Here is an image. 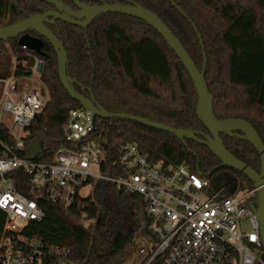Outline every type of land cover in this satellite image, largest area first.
I'll return each instance as SVG.
<instances>
[{"label":"trees","instance_id":"obj_1","mask_svg":"<svg viewBox=\"0 0 264 264\" xmlns=\"http://www.w3.org/2000/svg\"><path fill=\"white\" fill-rule=\"evenodd\" d=\"M58 1L75 7L73 0ZM130 2L155 13L199 71L207 62L205 79L216 118L248 122L264 144V0H103L109 5ZM50 10L38 0H0V28ZM50 30L64 45L75 90L97 106L109 113L208 134L197 115L198 95L188 71L153 27L109 13L97 16L85 29L57 21ZM43 52L45 57L23 50L18 39L0 41V55L11 53L14 58L13 67L0 73V78L30 76L36 60H43L40 80L49 99L28 129L26 153L28 159L51 162L58 149L67 145L64 128L70 110L82 105L62 86L57 54L49 42H44ZM91 138L104 149L111 166L120 148L133 143L166 169L187 163L193 173L210 182L212 195L219 198L253 189L246 176L223 166L204 145L145 125L97 117ZM221 139L235 158L261 171L252 145L226 135ZM37 140H42L40 152L31 150ZM86 187L90 195L78 194L69 209L42 204L44 218L30 222L23 236L47 248L69 251L71 264H143L139 249L149 236L143 199L106 182L91 181ZM260 252L264 262L263 248Z\"/></svg>","mask_w":264,"mask_h":264},{"label":"built area","instance_id":"obj_2","mask_svg":"<svg viewBox=\"0 0 264 264\" xmlns=\"http://www.w3.org/2000/svg\"><path fill=\"white\" fill-rule=\"evenodd\" d=\"M40 62L30 76L0 78V210L6 216L0 264H71L69 251L47 248L23 232L44 218L42 204L69 209L91 181L143 199L149 219V236L139 249L143 264H264L256 189L219 198L187 163L166 169L133 143L120 148L111 166L91 138L96 117L89 109L70 110L67 145L51 162L28 159V129L49 99L36 84ZM33 76L31 85L25 82Z\"/></svg>","mask_w":264,"mask_h":264},{"label":"water","instance_id":"obj_3","mask_svg":"<svg viewBox=\"0 0 264 264\" xmlns=\"http://www.w3.org/2000/svg\"><path fill=\"white\" fill-rule=\"evenodd\" d=\"M45 3L55 10L47 12L41 16L30 17L19 23L0 28V41H8L18 39V45L26 47L28 51L34 52L39 57H44L43 52L44 40L49 42L58 58V74L64 89L69 95L81 103L82 107L91 110L95 117L111 119L118 118L129 120L141 125H145L152 129H157L171 135H174L180 140H190L207 147L210 152L222 162L225 167H230L237 170L246 176L256 189L259 200L258 214L261 220V240L264 250V144L255 129L244 120H218L214 113V97L208 89L205 79L207 62L205 61L202 71H199L196 64L188 53L183 48L181 42L165 25V23L153 12L146 8L130 2L129 5H109L89 8L81 5L78 0H75L77 7L81 10L80 13L73 12L64 3L58 0H38ZM102 1V0H99ZM122 14L136 18L145 22L150 27H153L164 38L168 46L178 56L185 69L188 71L194 87L198 95L197 115L208 134L197 133L193 131L178 130L167 127L165 125L154 123L139 117L126 114H113L105 111L97 106L93 100L85 98L79 94L74 87L75 82L69 77L67 70L68 58L64 49L63 43L46 27V25H54L57 21L86 28L94 19L102 14ZM86 21L82 22V19ZM35 31L40 38L32 37L29 32ZM44 63L40 62L37 71L42 73ZM222 135L228 137H236L248 142L258 152L261 161V171L258 173L250 166L244 164L235 158L224 146L221 139ZM42 140H37L31 146V150L40 152V144ZM30 160H34L30 156Z\"/></svg>","mask_w":264,"mask_h":264},{"label":"rangeland","instance_id":"obj_4","mask_svg":"<svg viewBox=\"0 0 264 264\" xmlns=\"http://www.w3.org/2000/svg\"><path fill=\"white\" fill-rule=\"evenodd\" d=\"M8 47L9 46L7 45L6 48H8ZM13 63H14V58H13V55L11 53L0 55V73H6V71H9V69L13 67ZM11 77H13V75ZM33 78H35V77L33 76L31 79H28V81H25V82H27L28 84L31 85L32 84L31 80H33ZM36 82H37L36 84H38V86H41L42 89H45V86L42 83V81L40 82L39 80H37ZM1 87H2V85L0 86V89H1ZM90 193H91L90 187H86V188L82 189L80 194L82 197H88L90 195ZM133 212H134V210H133ZM4 227H5V216L0 212V243H1L3 235L5 233Z\"/></svg>","mask_w":264,"mask_h":264},{"label":"flooded vegetation","instance_id":"obj_5","mask_svg":"<svg viewBox=\"0 0 264 264\" xmlns=\"http://www.w3.org/2000/svg\"><path fill=\"white\" fill-rule=\"evenodd\" d=\"M74 1V3H75V7H69V6H67L68 8H70L73 12H75V13H80L81 12V10L77 7V5H76V2H75V0H73ZM79 1V3L81 4V5H83V6H85V7H89V8H95V7H99V6H103V5H105L104 3H103V0L102 1H99V0H78ZM99 3H101L100 5H99ZM51 7V6H50ZM55 9L53 8V7H51V10L50 11H54ZM50 11H48V12H50ZM45 13H47V12H45ZM45 13H43V14H45ZM43 14H41V15H43ZM41 15H38V16H41ZM84 21H86V18H84V19H82V22H84ZM57 23V22H56ZM71 25V24H70ZM91 25V23L86 27V28H88L89 26ZM72 26H75V25H72ZM46 27L50 30V27H51V25H46ZM76 27H78V26H76ZM80 28H82V27H80ZM83 29H85V28H83ZM51 31V30H50ZM29 34L32 36V35H35V36H32V37H37V38H40V36L35 32V31H31V32H29ZM43 41L45 42L46 40H44L43 39ZM47 42V41H46ZM45 57V56H44ZM42 62H43V60H41ZM44 63V62H43Z\"/></svg>","mask_w":264,"mask_h":264}]
</instances>
